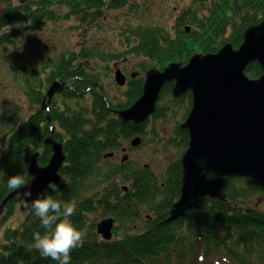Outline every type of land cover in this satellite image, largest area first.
<instances>
[{
	"label": "trees",
	"instance_id": "obj_1",
	"mask_svg": "<svg viewBox=\"0 0 264 264\" xmlns=\"http://www.w3.org/2000/svg\"><path fill=\"white\" fill-rule=\"evenodd\" d=\"M230 1L229 10L219 12L221 18L213 15L217 20L183 13L170 29L152 23L130 29L125 26L122 31L125 46L141 57V64L146 65L147 60L160 68L173 62L186 63L197 52L215 53L229 26L237 23L234 18L242 16L240 6L246 3L253 11L251 18L242 17L245 26L259 21L257 15H264V0ZM138 2L0 0V47L15 46L21 38L25 48L38 50L35 34L45 27L62 20L69 23L71 31L87 34L101 26V19L108 11L133 9ZM74 18L79 21L74 23ZM188 25L193 27L190 32L185 31ZM241 38L239 28L233 31L230 40L238 45ZM80 57L77 53L61 54L51 64L59 66L51 74L53 79L78 80L74 81L75 87L67 99L85 103L71 108L55 99L52 104L53 120L62 127L56 140L64 144L67 156L61 171L62 184L53 195L75 206L71 220L83 233L82 246L71 253V264H264L262 185L253 180L235 179L225 201L214 200L206 211L193 212L174 221L167 219L166 210L180 197L182 168L178 157L171 156L173 160L162 176L129 159L114 163L106 157L110 151H122L123 142L136 133L145 135V130L134 131L130 125H122L111 110L121 108V103L105 101L100 90L95 89L93 97L87 96V88L94 86L87 87L86 78L93 82L97 78L90 77L85 67L80 74L82 65L78 63L83 62ZM260 72V67L254 65L249 75L256 78ZM140 92L139 85L137 95H131L128 100L132 101ZM175 134L177 142L174 139L165 142L161 138L153 143L164 150L178 145L186 147L188 134H181L178 126ZM49 135L48 127L43 129L33 115L24 125L0 138V145L7 144V151L0 153V205L14 191L7 187L9 176L27 174L30 156L43 149V140ZM50 155L51 152L45 151L42 163L46 164ZM125 186L129 188L127 192ZM17 206L16 200L11 201L0 217V229L4 228L0 233V264H56L50 258H42L32 246L33 234L45 231L39 218L34 213H22ZM87 210L115 216L119 222L117 236L125 232L127 238L102 241L96 234L95 223L87 222ZM146 215H156L159 226L156 220L146 219ZM13 219L20 222H12ZM135 219H142L143 226L135 229ZM133 238L143 244H130L128 241Z\"/></svg>",
	"mask_w": 264,
	"mask_h": 264
},
{
	"label": "water",
	"instance_id": "obj_2",
	"mask_svg": "<svg viewBox=\"0 0 264 264\" xmlns=\"http://www.w3.org/2000/svg\"><path fill=\"white\" fill-rule=\"evenodd\" d=\"M258 61L263 75L250 80L246 67ZM170 65L164 73L152 70L144 87L143 97L130 109L117 111L122 123L143 122L156 111L159 93L167 78L181 69V64ZM171 68V69H170ZM177 78L185 91H193V110L182 128L190 133L189 149L182 158L181 195L173 206V216L189 211H204L211 200L225 199L226 191L236 178L258 181L264 186V21L244 32V43L239 50L227 45L218 54H197ZM118 84L124 76L117 72ZM57 88L50 93V98ZM46 107L43 106L42 110ZM142 142L135 138L132 146ZM53 146V156L48 166L39 164V154L32 156L28 175L35 176L31 184V198L44 191L48 181L57 186L62 182L59 171L66 155L63 145L56 143L53 135L46 139ZM21 188L18 191L23 192ZM11 192L0 205V215L5 206L17 198ZM21 209L26 211L22 203ZM115 220L103 219L97 231L106 240L112 239Z\"/></svg>",
	"mask_w": 264,
	"mask_h": 264
},
{
	"label": "rangeland",
	"instance_id": "obj_3",
	"mask_svg": "<svg viewBox=\"0 0 264 264\" xmlns=\"http://www.w3.org/2000/svg\"><path fill=\"white\" fill-rule=\"evenodd\" d=\"M208 3L210 4L211 0H208ZM209 4L206 3L204 6ZM189 8H195L192 0H140L133 9L108 11L101 19V26L91 29L86 36L82 37L79 32L71 31L68 22H60L37 35L38 50L25 48L23 39H20L15 46L0 47V136L26 122L33 113L37 119L43 118V114L38 112L41 104L37 91L42 90L39 88L41 85L47 84L52 62L62 52L78 50L82 45H86L89 49L84 52V56L92 58V63L87 67L94 73V77H98L97 82L103 86L111 101L115 104L122 102L124 92L129 91L130 88L118 84L114 77L115 71L120 69L127 79L137 80L135 74L141 68L139 56L125 46L122 37L125 26L130 29L136 25L149 26L152 23L170 29L177 17ZM231 32L232 30L228 28L224 36H230ZM113 56H117V60H112L109 64L104 61ZM58 101L62 102L63 98L59 97ZM184 110L185 107L180 108L170 104L168 111L161 113L157 119H152L145 128V143L138 145L137 148H132L129 142L125 144L129 149L125 153L129 160L144 165L158 176H162L168 163L173 160L172 151L175 157H179L182 149L164 150L163 146L154 144L153 141H158L162 137L165 142L173 139L176 123L179 120L183 122L186 117ZM125 154L118 152L109 159L114 163L119 162ZM89 214V221L93 222L97 219L99 222L103 219V216L97 212ZM12 222L19 223L20 219H13ZM135 223L139 228L142 226L137 219ZM3 229H0V233ZM114 237L120 240L127 238L125 232ZM128 242L143 244L136 238Z\"/></svg>",
	"mask_w": 264,
	"mask_h": 264
},
{
	"label": "clouds",
	"instance_id": "obj_4",
	"mask_svg": "<svg viewBox=\"0 0 264 264\" xmlns=\"http://www.w3.org/2000/svg\"><path fill=\"white\" fill-rule=\"evenodd\" d=\"M0 151H7V144L0 145ZM35 176L29 174H16L9 176L7 187L17 191L24 208L28 213H34L39 218L44 233L33 234V247L39 251L42 258L51 259L56 264H71V253L82 246L83 233L77 229L71 217L74 215L75 206L54 198L57 191L54 181H48L44 191L31 198V184ZM25 189L19 192V189Z\"/></svg>",
	"mask_w": 264,
	"mask_h": 264
},
{
	"label": "flooded vegetation",
	"instance_id": "obj_5",
	"mask_svg": "<svg viewBox=\"0 0 264 264\" xmlns=\"http://www.w3.org/2000/svg\"><path fill=\"white\" fill-rule=\"evenodd\" d=\"M225 2V0H211V3H215V4H217V6H221V3H224ZM192 3L194 4V5H196L197 6V8L198 9H200L203 5H206V3L207 4H209L208 3V0H192ZM247 4L245 3V4H243L242 6H240V13H241V17H238V19H240V18H244V19H248V18H251V16H252V13H253V11H251L249 8H247V6H246ZM208 9H210V12H213V13H216L215 11H214V9H212V8H210V7H208ZM217 15L216 16H218V17H220L221 18V14L220 13H216ZM207 16H210V15H207ZM260 15H257L256 17H259ZM186 64V63H185ZM131 79H132V77H131ZM86 80H88V79H86ZM136 82H137V80H135V79H132V80H129V79H127V84H126V86H127V88H129V87H131L132 85H134V84H136ZM142 82V81H141ZM188 101V100H187ZM191 105L190 104H188V106L185 108V110H184V112L186 113L187 112V110H188V108L190 107ZM190 111V110H189ZM189 111H188V113H189ZM128 147L127 148H123V150H122V152L121 153H126V152H128ZM119 151H116V153H115V155H117V153H118ZM112 153V152H111ZM120 153V152H119ZM126 157V156H125ZM124 157V158H125ZM124 158H123V161H124Z\"/></svg>",
	"mask_w": 264,
	"mask_h": 264
}]
</instances>
